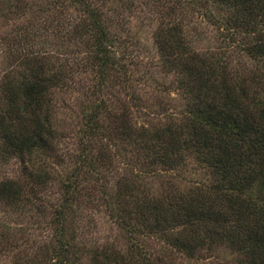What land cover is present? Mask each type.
<instances>
[{
	"label": "trees",
	"instance_id": "obj_1",
	"mask_svg": "<svg viewBox=\"0 0 264 264\" xmlns=\"http://www.w3.org/2000/svg\"><path fill=\"white\" fill-rule=\"evenodd\" d=\"M0 258L264 264V0H0Z\"/></svg>",
	"mask_w": 264,
	"mask_h": 264
},
{
	"label": "rangeland",
	"instance_id": "obj_2",
	"mask_svg": "<svg viewBox=\"0 0 264 264\" xmlns=\"http://www.w3.org/2000/svg\"><path fill=\"white\" fill-rule=\"evenodd\" d=\"M126 30L132 32V35L136 37L139 42V50L143 54V59L150 60V58L155 57V49L152 40L153 27L144 25V23L139 19L130 20L129 24L125 27ZM156 59H154L155 61ZM158 72V71H157ZM156 72V73H157ZM103 231L105 234H113L114 231L111 229L108 223L103 224ZM113 232V233H112ZM11 260L9 258H0V264H10Z\"/></svg>",
	"mask_w": 264,
	"mask_h": 264
}]
</instances>
